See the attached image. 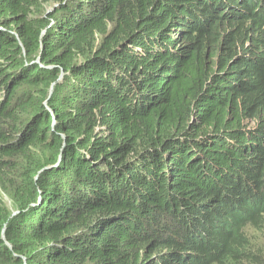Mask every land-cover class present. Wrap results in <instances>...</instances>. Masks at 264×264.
<instances>
[{"label": "trees", "instance_id": "1", "mask_svg": "<svg viewBox=\"0 0 264 264\" xmlns=\"http://www.w3.org/2000/svg\"><path fill=\"white\" fill-rule=\"evenodd\" d=\"M25 259L264 264V0H0V264Z\"/></svg>", "mask_w": 264, "mask_h": 264}, {"label": "rangeland", "instance_id": "2", "mask_svg": "<svg viewBox=\"0 0 264 264\" xmlns=\"http://www.w3.org/2000/svg\"><path fill=\"white\" fill-rule=\"evenodd\" d=\"M217 13V12H216ZM224 13V12H223ZM253 15L251 16V17H249V19H253ZM222 28H224V23H223V26H222ZM174 37L176 38V40H180L181 38L179 37V35H178V33L177 34H175L174 35ZM247 123H250V120L249 121H247ZM254 123H256V121H254V122H251L250 123V126H255L254 125ZM241 187L242 188H245L246 187V184L245 183H241ZM221 189V188H220ZM219 194H220V198H222L224 201H229L231 204H233V205H236L235 204V202H233L231 199H230V197H229V195L226 193V192H224L223 191V189H221V191L219 192ZM5 197V201H6V203H7V205L10 207V209L12 210V212L14 213L15 212V209H14V207H13V205H12V203H11V201L9 200V198H7L6 196H4ZM232 197L234 198V199H236V201H238V203H240V200L241 199H251V200H254L255 198H256V196L254 195V196H251L246 190H245V192L242 194V193H238V194H232ZM14 209V210H13ZM234 210H238L239 209V207H234L233 208ZM15 214V213H14ZM201 234H202V232L199 230V235H197V236H201ZM4 237H5V234L3 235ZM25 264H26V259H25Z\"/></svg>", "mask_w": 264, "mask_h": 264}]
</instances>
